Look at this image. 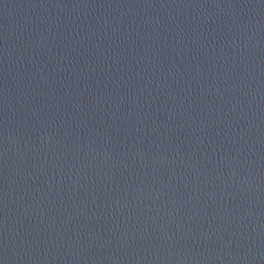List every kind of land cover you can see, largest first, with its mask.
I'll use <instances>...</instances> for the list:
<instances>
[{
	"label": "water",
	"instance_id": "water-1",
	"mask_svg": "<svg viewBox=\"0 0 264 264\" xmlns=\"http://www.w3.org/2000/svg\"><path fill=\"white\" fill-rule=\"evenodd\" d=\"M0 264H264V0H0Z\"/></svg>",
	"mask_w": 264,
	"mask_h": 264
}]
</instances>
